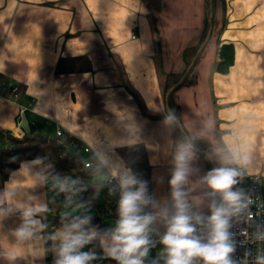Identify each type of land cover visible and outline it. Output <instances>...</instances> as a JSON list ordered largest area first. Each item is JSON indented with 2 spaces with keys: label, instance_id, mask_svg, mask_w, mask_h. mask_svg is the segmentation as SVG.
<instances>
[{
  "label": "crops",
  "instance_id": "0c3cea01",
  "mask_svg": "<svg viewBox=\"0 0 264 264\" xmlns=\"http://www.w3.org/2000/svg\"><path fill=\"white\" fill-rule=\"evenodd\" d=\"M204 7L205 0H0V148L10 145L7 136L28 133L20 126L25 108L30 132L58 140L62 127L66 139L80 144L83 161L93 163L90 171L105 172L99 182L107 195L119 163L128 166L119 148L143 142L152 164V195L170 200L172 152L180 134L164 127V117L153 115L167 112L166 74L185 70L183 51L201 39ZM226 12L223 32H216L218 12L219 25L177 88L176 101L184 127L198 141L231 145L239 133L240 143L251 149L245 174L264 178V0H227ZM226 43L234 44L235 59L224 72L216 65ZM77 57H86L88 64L86 58L63 60L76 69L57 72L61 59ZM85 146L92 151L85 153ZM101 157L112 166H101ZM35 160L23 161L0 186V194L8 188L16 192L3 207L44 203L46 216L56 214L51 205L56 208L63 200L55 187L62 180L47 172L30 174L26 166ZM192 167L199 170L190 177L192 203L210 214L197 185L208 171L198 153ZM68 197L71 201L73 194ZM118 200L117 193L112 205L107 199L104 215L93 213L102 217L101 224L112 228L103 218L118 219ZM21 222L19 210L0 218V253L6 249L17 255L14 261L0 255V264H49L55 259L52 241L16 243L12 231ZM98 250L103 254L100 244Z\"/></svg>",
  "mask_w": 264,
  "mask_h": 264
},
{
  "label": "clouds",
  "instance_id": "9594fccd",
  "mask_svg": "<svg viewBox=\"0 0 264 264\" xmlns=\"http://www.w3.org/2000/svg\"><path fill=\"white\" fill-rule=\"evenodd\" d=\"M163 125L168 131L179 129L182 134L172 152L170 200L155 199L149 194L148 182L120 162L114 173L115 183L108 189L109 195L119 194L118 219L114 227L98 230L91 225L92 216L81 211L64 214L59 230L41 236L48 227L43 222L47 206L27 203L5 208V202L16 196L15 190L8 188L0 194V218L15 210L20 211L22 222L12 231L16 243L52 241L50 250L55 255L54 264H92L101 258H110L117 264H146L151 249L157 244L162 246L161 250L150 264H248L247 260L233 258L237 241L231 229L234 222L248 223L251 215V198L236 187L251 164V149L240 143V134L237 133L232 137L231 145L213 146L206 152V159L219 166L207 171L197 181L210 212L205 214L193 205L192 187L189 186L190 177L199 171L192 167L197 157V137L184 132L180 118L172 109L164 115ZM100 163L103 167L112 166L107 157H101ZM34 168L39 170L32 171ZM26 171L41 176L47 171V165L37 158L26 166ZM55 187L61 192L70 191L69 185L63 182ZM160 226L164 228L162 233ZM253 227L249 239L264 243V224ZM154 236H158V240ZM97 241L103 257L92 250L82 251L86 245ZM0 255L9 261L17 257L6 249ZM245 256H252L251 249L246 250ZM254 264H264V249L256 250Z\"/></svg>",
  "mask_w": 264,
  "mask_h": 264
},
{
  "label": "trees",
  "instance_id": "16d2710c",
  "mask_svg": "<svg viewBox=\"0 0 264 264\" xmlns=\"http://www.w3.org/2000/svg\"><path fill=\"white\" fill-rule=\"evenodd\" d=\"M220 9L222 10L221 26L216 31L218 34H220L224 30V27L226 25L227 0H205L204 28L201 39L196 45L187 47L183 51V58L186 63V69L194 62L191 68L192 71L200 61L204 49L210 39L203 48H202V44L206 40L210 28H212V34H213L214 28H216V25H218L219 20L217 19V14ZM219 55L221 59L217 63L216 68L220 71L226 72L234 63V59H235L234 44L233 43L223 44L220 48ZM82 58H86V57L61 59L57 67V72H62V71L70 72L76 69L75 67L65 63L63 60H81ZM87 64H88V60H87ZM85 68H87V66ZM186 69L183 72H179V73L169 72L166 74L164 81L165 93L168 91V89L171 86H173L180 80V78L185 74ZM191 71L187 74L181 85L185 83ZM175 91L171 92L169 96V103L171 109L180 118L181 123H183L180 113V107L178 105V102L176 101ZM165 114H156L153 116L163 118ZM177 130L181 136L182 134L180 133L179 129ZM184 132L190 135V133L187 131L185 127H184ZM7 138L10 141V145H8L7 147L0 148V186L4 183V181L8 179L10 173L14 169L20 167L23 161L40 158L46 163L47 165L46 172L49 176L60 178L63 183L69 185L70 191H65V192L68 193L69 195L73 194V197L70 201L71 205L73 206L89 205L93 207H100V198L97 194L96 187L92 185L88 180L92 172L90 171L89 167H85L83 162L84 158L81 153L73 149L67 151L59 144V141L56 138H49L36 132H28L23 137H14L12 135H9L7 136ZM196 146H197V153L205 161L208 171L214 167L219 166L218 163L206 159L205 154L211 148L207 143L196 140ZM119 152L125 159L127 165L143 180L148 182L149 194L152 195V185H151L152 164L149 161V156L145 144L143 142L129 144L124 147H120ZM70 179L73 180V185L67 181ZM236 187L243 189V187L240 184H238ZM106 198L109 200V205H112L117 198V194L109 195L108 192ZM88 214L92 216V221H91L92 226L97 227L98 230L101 231L105 229H109L108 224L100 223L102 220L101 216L93 213H88ZM63 215L64 214L60 215L54 213H47L46 220L43 221L48 226L47 229L44 231L45 235L52 234L55 230H57L62 226L61 217ZM98 244L99 242L97 241V242H93L92 244L86 245L82 249V251L92 250L97 254H102L101 251L98 250ZM92 264H117V262L110 258H101L93 261Z\"/></svg>",
  "mask_w": 264,
  "mask_h": 264
},
{
  "label": "built area",
  "instance_id": "2783aa9c",
  "mask_svg": "<svg viewBox=\"0 0 264 264\" xmlns=\"http://www.w3.org/2000/svg\"><path fill=\"white\" fill-rule=\"evenodd\" d=\"M19 88L14 86L13 93L14 97H19ZM25 113V108H22V115ZM64 129L59 127L57 129V136L59 137L61 145L71 148L75 151H78L80 144L75 140L66 141L64 137ZM85 153L92 151L90 146H85L83 148ZM85 167H92L93 163L91 161L84 160ZM112 179V178H111ZM240 185L243 187L245 193L251 198L252 204L250 205V213L248 217V223H235L231 229L235 233V240L237 241V248L233 254V258L237 261L247 260L248 264H254V257L256 250L258 248L264 249V243L254 242L249 239L251 233L254 230L253 226H258L264 224V178L261 173H254L252 175L245 174ZM247 249H251L252 256L246 257L245 252ZM98 256H103V254H97ZM49 264H54V261H51Z\"/></svg>",
  "mask_w": 264,
  "mask_h": 264
},
{
  "label": "rangeland",
  "instance_id": "374dc122",
  "mask_svg": "<svg viewBox=\"0 0 264 264\" xmlns=\"http://www.w3.org/2000/svg\"><path fill=\"white\" fill-rule=\"evenodd\" d=\"M221 12H222V10L220 9L219 10L220 16H221ZM218 25H219V23H218ZM177 92H178V89L175 91V94ZM63 139L69 142V140H67L65 137H63ZM58 141H59V144L61 145L60 140H58ZM209 143H211V142H209ZM61 146L63 148H65V150H67V151L71 149V148L65 147L63 145H61ZM210 146L213 147L212 145H210ZM105 177H106L105 176V172L101 168L94 169V172H92L91 176L89 177V182L96 187L97 194H98V196L100 198V204H102L100 209L96 208V207L89 206V205H75V206H73V205L70 204V201L68 200L69 199L68 194L66 192H61V194H62L61 196L63 198L62 202H57L56 203L57 204L56 208H54V206L51 205V209H52L51 211H56L57 212L56 214H60V215L61 214H66V213L75 214V213H78V212H81V211H85V212H87V214L88 213H97V214L100 213L101 215H104L106 210H108V208H106V207H108L107 203H106V201H107V198H106L107 190H106L105 184H103L102 188L99 187L100 185H102V184H100L99 181H102L101 179L102 178L105 179ZM67 181L70 184L73 185V180L72 179L67 180ZM53 189H54V187H53ZM50 199L51 200L53 199V201H54L52 193L50 194ZM103 220L105 222H108L110 224V226L114 227L117 218L108 216V217L103 218ZM161 247H162L161 245L157 244L154 248L151 249V251L149 253V258L147 260L148 262H150L151 259L154 258V257L151 256V253L154 252V253H156L158 255L160 250H161ZM157 255L155 256V258L157 257Z\"/></svg>",
  "mask_w": 264,
  "mask_h": 264
},
{
  "label": "water",
  "instance_id": "95a60500",
  "mask_svg": "<svg viewBox=\"0 0 264 264\" xmlns=\"http://www.w3.org/2000/svg\"><path fill=\"white\" fill-rule=\"evenodd\" d=\"M211 35H212V28H210V30H209V32H208V34H207L206 40H205L204 43L202 44V48L206 45V43H207L208 40L210 39ZM200 51H201V50H200ZM193 64H194V62H193L190 66H188V68L186 69L185 74L180 78V80H179L176 84H174L173 86H171V87L168 89V91L166 92V106H167V110H168V109H171V107H170V103H169V96H170L171 92L175 91L176 88H177L179 85H181V83L183 82V80L185 79V77L187 76V74L191 71V68H192ZM182 125H183V123H182ZM20 126H21L22 128H24V130H25L26 132H30V130H31V129H30V126H29V123H28L27 116H26L25 113L23 114V117H22V121H21V123H20ZM183 127H184V125H183ZM43 215L46 216L45 213H44Z\"/></svg>",
  "mask_w": 264,
  "mask_h": 264
},
{
  "label": "bare ground",
  "instance_id": "6f19581e",
  "mask_svg": "<svg viewBox=\"0 0 264 264\" xmlns=\"http://www.w3.org/2000/svg\"><path fill=\"white\" fill-rule=\"evenodd\" d=\"M158 240V239H157Z\"/></svg>",
  "mask_w": 264,
  "mask_h": 264
}]
</instances>
